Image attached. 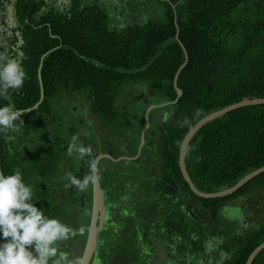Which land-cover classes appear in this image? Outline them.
<instances>
[{"label": "trees", "instance_id": "16d2710c", "mask_svg": "<svg viewBox=\"0 0 264 264\" xmlns=\"http://www.w3.org/2000/svg\"><path fill=\"white\" fill-rule=\"evenodd\" d=\"M97 11L89 4L76 7L71 17L50 21V32L46 25L38 27L32 12L21 46L10 51L21 58L26 73L11 98L19 109L38 101L40 58L51 50L40 70L44 98L23 114V132L14 143L0 134L1 171L8 175L18 168L36 189L35 206L76 230L60 247L77 242L80 216L88 212L90 218L91 185L85 192L65 187L64 174L82 177L97 153L76 168H64L72 138L57 136L40 147L32 136L47 119L56 123L52 101L61 91L83 95L103 128L120 125L123 109L116 101L128 85L146 86L148 93L156 90L173 101V78L184 62L175 39L176 13L178 39L188 58L177 78L182 96L150 112L140 156L126 161L135 173L119 175L116 166L99 162L108 214L90 264H246L264 242V171L229 195L201 198L185 182L178 158L184 136L203 117L245 99H264V0H157L153 17L120 28L95 20ZM6 103L0 99V106ZM143 127L144 120L132 156ZM68 134L74 136L72 130ZM106 151L117 157L111 143ZM184 165L195 189L205 194L228 190L264 166V104L240 107L204 124L188 141ZM228 206L242 209L245 226L235 227L223 216ZM217 239L219 246L207 253L205 243ZM58 254L63 258L60 248ZM250 264H264V248Z\"/></svg>", "mask_w": 264, "mask_h": 264}, {"label": "clouds", "instance_id": "9594fccd", "mask_svg": "<svg viewBox=\"0 0 264 264\" xmlns=\"http://www.w3.org/2000/svg\"><path fill=\"white\" fill-rule=\"evenodd\" d=\"M25 77L19 56L0 53V99L7 101L0 106V134L6 143H14L22 134L23 114L30 111L17 108L11 98L13 91L22 88ZM76 141L77 137L73 136L67 154L72 156L75 153L80 160L90 157L91 145ZM22 148L23 145L19 150ZM88 167L89 171L82 177L72 172L65 173L64 178L68 182L65 187L85 192L90 185H99L102 177L98 167L94 162H90ZM35 191L34 185L25 182L18 168L8 175L0 171V264H83L80 258L65 261L58 254L60 243L75 236L76 230L59 218L46 216L43 207L38 209L33 203ZM228 211L231 216H240L239 208H229ZM220 242L219 239L207 241L206 252L215 251ZM226 256V253H221L222 259Z\"/></svg>", "mask_w": 264, "mask_h": 264}, {"label": "rangeland", "instance_id": "374dc122", "mask_svg": "<svg viewBox=\"0 0 264 264\" xmlns=\"http://www.w3.org/2000/svg\"><path fill=\"white\" fill-rule=\"evenodd\" d=\"M124 89L129 90V94H127L126 90L125 93L119 95L116 101L118 106L123 109V114L120 115L121 118L119 119V124H122V126H116V124H105L104 128L102 126L100 127V124L97 126V119L95 115L89 113V108L84 101L83 95L74 93L70 96L67 92L61 91L52 101V115L56 119V123L49 124L48 119L46 122H43L42 125H40L38 133L32 136L31 142L34 145L45 147L52 143L54 138L57 136H62L66 139L72 138L73 136L70 137L68 134L71 133L72 130L74 136L77 137V143L85 145L84 142H86V145H91L92 154L95 152L97 155L108 154L105 152H107L106 150L108 144L111 143L112 151L114 156H117L116 158L133 157L132 153L134 144H136L135 142L138 140V132L140 130L142 120H144L145 110L149 106L160 105L166 101L156 90H152V92L148 93L149 91L146 86L139 85L129 88L128 85ZM98 127L99 130H97ZM112 133L113 136L111 135ZM67 157L68 158L64 160L63 163L64 168L69 165L76 168L78 164L85 159H77L75 153L72 156ZM101 161H103V165H105L104 167H111L112 169L116 166L119 168V175L127 176L130 172L135 173L134 170H127L129 166L125 160L113 162L102 159ZM148 208L149 206H145L146 210H148ZM229 208H239L240 216H231L228 211ZM89 209L91 210V206ZM161 211L162 209H160L158 213ZM87 214L88 212H85L79 218L80 220L78 225L80 229H83V231H81L80 239L75 242L77 244L72 243L71 245L60 247V251L64 254L63 259L65 261L80 258L81 256L89 224V217L86 218ZM222 214L225 218L230 220L235 227L245 226L246 224V215L240 207H225L222 210ZM159 252V254H163L162 251Z\"/></svg>", "mask_w": 264, "mask_h": 264}, {"label": "flooded vegetation", "instance_id": "af4514ba", "mask_svg": "<svg viewBox=\"0 0 264 264\" xmlns=\"http://www.w3.org/2000/svg\"><path fill=\"white\" fill-rule=\"evenodd\" d=\"M84 4L100 10L94 14L95 20L120 28L123 24L153 17L157 0H0V52L12 56L10 51L19 49L25 25H32L29 21L32 12L40 22L38 27L46 25L50 32V21L69 18L76 7Z\"/></svg>", "mask_w": 264, "mask_h": 264}, {"label": "water", "instance_id": "95a60500", "mask_svg": "<svg viewBox=\"0 0 264 264\" xmlns=\"http://www.w3.org/2000/svg\"><path fill=\"white\" fill-rule=\"evenodd\" d=\"M172 8L174 9V6H172ZM174 25L176 28L175 39L178 42V44L180 45V47L184 53V62L177 69L175 76L173 78V83H172L173 88L176 92L175 99L173 101L165 102V103H162L160 105L149 106L145 110V112H144V127L142 128L141 133H140L139 145L137 148V152L133 157L114 158L109 154H98L93 160V162L96 164L97 167L99 165V162L102 159L110 160L113 162H118L120 160H125V161L136 160L140 156L141 150L145 144V133L150 126V120H149L150 112L154 109H157V108H163V107H166L168 105H174L177 103L178 99L182 96V90L177 86V78H178L180 70L187 64L188 58H187V53H186L184 46L182 45V43L178 39V26H177V21H176V13L174 16ZM50 51L44 53L41 56L38 71H37L38 82H39V99L32 107L27 108L30 111H28L26 113H29L31 111L36 110L43 101L44 92H43V87H42V79H41L40 70L42 67V61H43L44 57ZM259 104H264L263 98L262 99L261 98L245 99V100L240 101L238 103L229 105L223 109L217 110L215 112H212V113L206 115L201 120H199L193 127H191V129L186 133V135L184 136V138L181 142V145H180L178 164H179V168H180V171L182 173V176H183L185 182L189 185L191 191L196 196L201 197V198H217V197H223V196L229 195V194L233 193L234 191H236L242 184H244L245 182H247L248 180H250L254 176H256V175H258L264 171V166H262L259 169H257L255 171L249 173L248 175L244 176L232 188H230L228 190L213 193V194H205V193H201L195 189V187L193 186V184L190 180V177L186 171L185 165H184V157H185V151H186L188 141L196 133V131L199 130L204 124L212 121L213 119H215L217 117L222 116L223 114H225L229 111L235 110L237 108L244 107V106H251V105H259ZM0 171H1V168H0ZM107 214H108V210L105 206L104 191L101 188L100 183H99V185H91L90 218H89L88 230H87V235H86L83 251H82L81 256H80V259H82L83 264H90V262L92 261V259L94 257V254L96 253V251L98 249L99 233H100V230L103 227L104 222L107 218ZM263 248H264V242L261 243L260 245H258L251 252V254L249 255V257L246 261V264H250L253 257Z\"/></svg>", "mask_w": 264, "mask_h": 264}]
</instances>
